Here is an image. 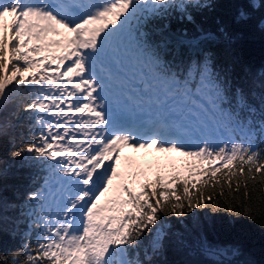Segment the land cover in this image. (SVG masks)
I'll list each match as a JSON object with an SVG mask.
<instances>
[{
    "label": "snow or ice",
    "instance_id": "obj_1",
    "mask_svg": "<svg viewBox=\"0 0 264 264\" xmlns=\"http://www.w3.org/2000/svg\"><path fill=\"white\" fill-rule=\"evenodd\" d=\"M211 6L0 0V234L22 241L0 264H235L194 210L264 217V71L171 28ZM233 7L264 32V0ZM124 148L178 154L187 175L149 179Z\"/></svg>",
    "mask_w": 264,
    "mask_h": 264
},
{
    "label": "trees",
    "instance_id": "obj_2",
    "mask_svg": "<svg viewBox=\"0 0 264 264\" xmlns=\"http://www.w3.org/2000/svg\"><path fill=\"white\" fill-rule=\"evenodd\" d=\"M207 2L212 6L196 13L193 22L180 23L174 18L171 21V28L173 30L186 29L189 37H196L201 32L212 33L216 39L204 41L200 47L215 59L219 61L238 60L257 73L264 71V32L254 24L238 25L233 21L235 13L233 4L236 0H207ZM221 27L227 36L219 31ZM155 157V159L165 158L166 154L161 153L160 157ZM180 162L183 163V170L172 172L183 177L187 175L188 170L184 166V158L180 157ZM11 172L16 173V169H11ZM6 183L19 184L23 183V180L18 179L16 175H10ZM138 188L139 183H137ZM6 195L11 196V193H6ZM240 211L242 212L243 209ZM194 212L205 224V232L211 242L236 244L241 249L240 256L249 255V258L242 264H264V217L259 213L255 220L242 216L232 223L231 214L224 210L215 214L207 208L195 209ZM163 219L170 220L173 224L176 223V217H163ZM184 219L191 221L192 217L189 215ZM21 243L20 238L12 239L8 235L0 234V252L14 251ZM175 258L172 255L167 257L169 260ZM235 264L238 263L235 262Z\"/></svg>",
    "mask_w": 264,
    "mask_h": 264
},
{
    "label": "rangeland",
    "instance_id": "obj_3",
    "mask_svg": "<svg viewBox=\"0 0 264 264\" xmlns=\"http://www.w3.org/2000/svg\"><path fill=\"white\" fill-rule=\"evenodd\" d=\"M121 157L126 160H131L135 163L136 170L143 173L147 177L155 176L156 174H159L165 178L170 177L173 175L174 172L172 171H180L183 170V163L180 162V156L176 154H166L165 158L161 159H155L157 157L161 156V153H157L154 150H148V151H133L129 148H124L121 150ZM122 170H124L122 165ZM144 176L139 177V180H143ZM134 187L137 188V184L134 185ZM102 202L106 201L108 199L107 196L102 197ZM215 243V242H213ZM221 244V243H217ZM221 245H228V244H221ZM235 245L236 244H231ZM187 260H191L193 262H199L202 261L203 258L198 255H190L181 257ZM249 258V255L246 256H238L235 258V262L238 264H242Z\"/></svg>",
    "mask_w": 264,
    "mask_h": 264
}]
</instances>
